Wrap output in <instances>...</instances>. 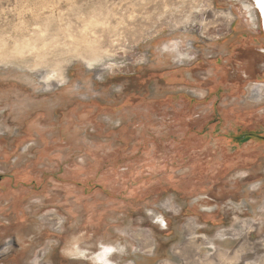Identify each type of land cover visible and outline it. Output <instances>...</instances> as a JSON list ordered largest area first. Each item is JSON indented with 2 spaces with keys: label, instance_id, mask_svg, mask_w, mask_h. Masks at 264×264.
<instances>
[{
  "label": "rangeland",
  "instance_id": "obj_1",
  "mask_svg": "<svg viewBox=\"0 0 264 264\" xmlns=\"http://www.w3.org/2000/svg\"><path fill=\"white\" fill-rule=\"evenodd\" d=\"M262 136L253 0H0V264H264Z\"/></svg>",
  "mask_w": 264,
  "mask_h": 264
},
{
  "label": "water",
  "instance_id": "obj_2",
  "mask_svg": "<svg viewBox=\"0 0 264 264\" xmlns=\"http://www.w3.org/2000/svg\"><path fill=\"white\" fill-rule=\"evenodd\" d=\"M253 5H254V8L257 11L258 15H259L260 22H261V29L264 32L263 19H262L263 13H262L260 7L257 5V0H253Z\"/></svg>",
  "mask_w": 264,
  "mask_h": 264
},
{
  "label": "bare ground",
  "instance_id": "obj_3",
  "mask_svg": "<svg viewBox=\"0 0 264 264\" xmlns=\"http://www.w3.org/2000/svg\"><path fill=\"white\" fill-rule=\"evenodd\" d=\"M257 5L260 7L262 13H263V16H262V19H263V27H264V5L260 4L259 3V0H257ZM174 50V49H173ZM176 51V50H175Z\"/></svg>",
  "mask_w": 264,
  "mask_h": 264
},
{
  "label": "flooded vegetation",
  "instance_id": "obj_4",
  "mask_svg": "<svg viewBox=\"0 0 264 264\" xmlns=\"http://www.w3.org/2000/svg\"><path fill=\"white\" fill-rule=\"evenodd\" d=\"M252 136H254V135H252ZM261 139L264 140V136H262ZM103 261L105 263V262H107V259L105 258V259H103Z\"/></svg>",
  "mask_w": 264,
  "mask_h": 264
},
{
  "label": "snow or ice",
  "instance_id": "obj_5",
  "mask_svg": "<svg viewBox=\"0 0 264 264\" xmlns=\"http://www.w3.org/2000/svg\"><path fill=\"white\" fill-rule=\"evenodd\" d=\"M259 3L264 5V0H259Z\"/></svg>",
  "mask_w": 264,
  "mask_h": 264
},
{
  "label": "trees",
  "instance_id": "obj_6",
  "mask_svg": "<svg viewBox=\"0 0 264 264\" xmlns=\"http://www.w3.org/2000/svg\"><path fill=\"white\" fill-rule=\"evenodd\" d=\"M243 139H244V137L241 138V140H243Z\"/></svg>",
  "mask_w": 264,
  "mask_h": 264
}]
</instances>
